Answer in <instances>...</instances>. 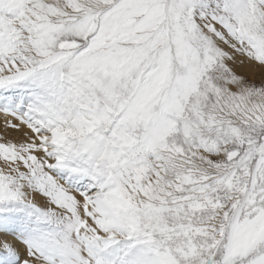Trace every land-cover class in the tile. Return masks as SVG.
Wrapping results in <instances>:
<instances>
[{"label": "snow or ice", "instance_id": "6c2138e0", "mask_svg": "<svg viewBox=\"0 0 264 264\" xmlns=\"http://www.w3.org/2000/svg\"><path fill=\"white\" fill-rule=\"evenodd\" d=\"M0 264H264V0H0Z\"/></svg>", "mask_w": 264, "mask_h": 264}, {"label": "bare ground", "instance_id": "6f19581e", "mask_svg": "<svg viewBox=\"0 0 264 264\" xmlns=\"http://www.w3.org/2000/svg\"><path fill=\"white\" fill-rule=\"evenodd\" d=\"M0 119H2V117H0Z\"/></svg>", "mask_w": 264, "mask_h": 264}]
</instances>
